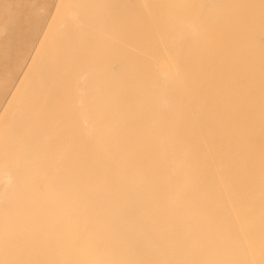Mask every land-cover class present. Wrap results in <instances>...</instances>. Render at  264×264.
Returning a JSON list of instances; mask_svg holds the SVG:
<instances>
[{"label": "bare ground", "instance_id": "obj_1", "mask_svg": "<svg viewBox=\"0 0 264 264\" xmlns=\"http://www.w3.org/2000/svg\"><path fill=\"white\" fill-rule=\"evenodd\" d=\"M54 2L0 78V264H264V0Z\"/></svg>", "mask_w": 264, "mask_h": 264}, {"label": "rangeland", "instance_id": "obj_2", "mask_svg": "<svg viewBox=\"0 0 264 264\" xmlns=\"http://www.w3.org/2000/svg\"><path fill=\"white\" fill-rule=\"evenodd\" d=\"M54 4V0H35L34 6L40 9L38 14L23 6L16 20L15 0H0V28H3L0 32V78L8 75L10 72L7 70L13 68L24 54L30 52L51 16ZM3 86L6 87L4 84Z\"/></svg>", "mask_w": 264, "mask_h": 264}]
</instances>
